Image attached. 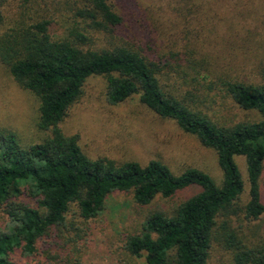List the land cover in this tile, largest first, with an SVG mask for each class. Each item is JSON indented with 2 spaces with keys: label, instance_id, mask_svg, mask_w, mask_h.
<instances>
[{
  "label": "trees",
  "instance_id": "obj_1",
  "mask_svg": "<svg viewBox=\"0 0 264 264\" xmlns=\"http://www.w3.org/2000/svg\"><path fill=\"white\" fill-rule=\"evenodd\" d=\"M71 10L76 17L65 27L36 14L6 29L0 10V61L22 88L38 97V128L48 132L43 141L24 146L14 130L0 126V211L6 218L0 227V264H15L12 254L18 249L25 256L43 253V264H81L79 257L73 258L83 232L69 219L73 207L77 224H85L104 210L114 191H132L135 201L145 206L159 195L170 198L193 185L201 190L173 211L147 212L139 229L129 233L126 250L144 256L146 264H210L214 242L226 241L233 264H264V244L247 245L233 226L240 212L251 220L264 214V32L240 31L239 50L245 54L226 69L219 68L224 65L221 59L216 68V61L203 52L190 63L217 78L240 107L261 115L258 121L222 124L167 91L168 63L153 59L150 41L143 44L138 36L123 35L127 15L113 3L84 0ZM260 23L264 24L253 20L255 27ZM90 30L113 40L98 46ZM143 32L151 40L153 31ZM94 74L107 78L111 103L139 94L155 113L174 119L182 130L215 149L222 182L196 167L175 174L159 159L142 165L88 156L79 136L65 134L60 123ZM239 155L247 163L245 205L240 204L245 181L236 161ZM24 195L35 203L21 199Z\"/></svg>",
  "mask_w": 264,
  "mask_h": 264
},
{
  "label": "rangeland",
  "instance_id": "obj_2",
  "mask_svg": "<svg viewBox=\"0 0 264 264\" xmlns=\"http://www.w3.org/2000/svg\"><path fill=\"white\" fill-rule=\"evenodd\" d=\"M108 1L127 15V28L124 29L127 33L123 35L138 36L143 44L150 41L153 59L161 58L162 63H168L164 76L167 91L184 98L218 123L261 119L258 111L245 110L235 103L218 79L207 74L205 68L197 66L195 70L190 63L195 60L193 58H201V52L216 61V68L219 59L224 64L219 63L222 69L239 63L237 57L245 53L239 50L243 39L237 34L244 30L264 32V24L256 27L253 24V20L264 23V0ZM82 2L84 0H0V10L4 14L2 27L6 29L18 19L36 14L54 19L57 26L65 27L76 17L71 10L73 5H82ZM145 28L153 31L151 40H146ZM90 31L98 46H108L113 40L105 33ZM107 85L105 76H89L82 96L60 123L65 134L79 136V143L88 156L135 160L142 165L159 159L175 174L196 167L211 174L218 183L222 182L223 172L215 149L204 146L195 135L182 130L174 119L155 113L140 100L139 94L118 104L111 103ZM38 121V97L22 88L0 61V126L14 130L22 145L28 146L43 141L48 135L38 128ZM236 161L245 181L240 202L245 205L249 199L246 158L239 155ZM261 187L264 199V173ZM200 190L193 185L170 198L159 195L145 206L135 201L132 191H114L108 195L104 210L85 224H77L80 220L73 207L69 219L83 228L73 258L79 257L81 264H146L144 256H134L126 250L129 233L139 229L147 212H171ZM21 199L35 203L26 195ZM5 221L0 211V227ZM233 226L247 245L264 244V214L251 220L240 212ZM65 235L67 238L69 234ZM221 242H214L210 264H233L232 249L226 246V241ZM70 244L69 247L74 245ZM44 257L43 253L25 256L19 249L12 254L15 264H43Z\"/></svg>",
  "mask_w": 264,
  "mask_h": 264
}]
</instances>
